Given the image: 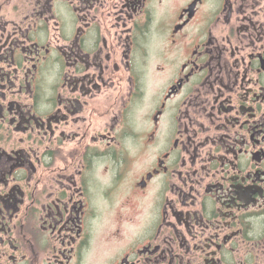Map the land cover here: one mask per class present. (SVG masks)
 I'll return each instance as SVG.
<instances>
[{"label":"flooded vegetation","instance_id":"1","mask_svg":"<svg viewBox=\"0 0 264 264\" xmlns=\"http://www.w3.org/2000/svg\"><path fill=\"white\" fill-rule=\"evenodd\" d=\"M0 264H264V0H0Z\"/></svg>","mask_w":264,"mask_h":264}]
</instances>
